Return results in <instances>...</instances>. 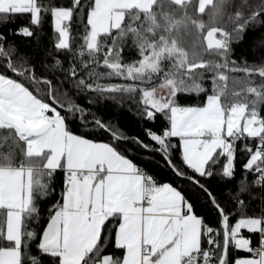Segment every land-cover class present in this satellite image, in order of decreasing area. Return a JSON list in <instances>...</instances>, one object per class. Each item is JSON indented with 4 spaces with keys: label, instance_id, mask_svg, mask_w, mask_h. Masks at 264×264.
<instances>
[{
    "label": "snow or ice",
    "instance_id": "1",
    "mask_svg": "<svg viewBox=\"0 0 264 264\" xmlns=\"http://www.w3.org/2000/svg\"><path fill=\"white\" fill-rule=\"evenodd\" d=\"M0 264H264V0H0Z\"/></svg>",
    "mask_w": 264,
    "mask_h": 264
},
{
    "label": "trees",
    "instance_id": "2",
    "mask_svg": "<svg viewBox=\"0 0 264 264\" xmlns=\"http://www.w3.org/2000/svg\"><path fill=\"white\" fill-rule=\"evenodd\" d=\"M16 23H20V21L18 20V21H16ZM15 26H16V24H9L8 25V27H15ZM46 29H47V26H46ZM21 39H24V38L17 37V40H21ZM250 40H251V36L246 37L245 43L237 48V52L239 53V52L245 51L247 49V47H248V44H249Z\"/></svg>",
    "mask_w": 264,
    "mask_h": 264
}]
</instances>
